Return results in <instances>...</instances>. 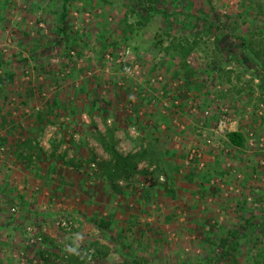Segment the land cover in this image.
Wrapping results in <instances>:
<instances>
[{
    "label": "rangeland",
    "instance_id": "1",
    "mask_svg": "<svg viewBox=\"0 0 264 264\" xmlns=\"http://www.w3.org/2000/svg\"><path fill=\"white\" fill-rule=\"evenodd\" d=\"M144 2L70 0L66 34H73L59 41L60 0H0V78L14 74L0 86V115L8 118L0 134L14 135L0 145V224L31 209L27 247L49 238L65 254L95 242L82 264H130L135 256L191 264L205 257V219L224 225L231 218L223 209L264 203V74L240 58L237 39L264 50V0H147V10ZM179 41L192 45L184 58L165 50ZM186 67L194 73L188 86ZM54 96L64 104L34 134L40 158L10 161L13 139L27 137L18 131L33 128ZM237 129L247 137L243 149L226 138ZM108 144L120 158L147 145L154 155L129 172ZM110 218L109 229L94 226ZM7 230L2 254L39 263L10 248L19 237Z\"/></svg>",
    "mask_w": 264,
    "mask_h": 264
},
{
    "label": "crops",
    "instance_id": "2",
    "mask_svg": "<svg viewBox=\"0 0 264 264\" xmlns=\"http://www.w3.org/2000/svg\"><path fill=\"white\" fill-rule=\"evenodd\" d=\"M34 115L35 118L37 119L36 113ZM6 117L7 116H5L4 114L0 115V125L1 124L5 126L7 125L8 118ZM1 131L2 133L0 134V136H2L3 138L0 139V145L5 146L7 139L6 137L7 136L13 137L14 135H10V133H12V129L10 128H3ZM19 133L30 135L31 137V136H35L34 134H36V131H31L30 129H28V130L18 131V134ZM10 149L11 151H9ZM10 149L7 150L8 152L7 157H9V160L15 161V163L19 166L21 165L26 166L25 165L26 162L21 160V158L18 155L20 153L22 155H25L26 151L20 148L17 149V151L15 152L14 150L16 149V146L14 144ZM28 183H31V181H28ZM14 193L17 194L16 192ZM28 195H30V192H27L26 196ZM260 197H262L264 201V194ZM24 199L28 200V202L31 201V199L29 198L28 199L24 198ZM243 200H247V198L243 196H237L235 202H239ZM17 203L18 204L21 203V200L18 201ZM30 210L28 212L17 213L19 216L21 214L22 216L24 215V218L19 219L18 217V219L14 221H11V219H5L7 224L11 222L12 227H10V225H6V222L0 224V238L2 232H8V233L11 232L10 230H7L9 226V229L15 231L16 236L22 238L21 240H18L19 238L15 237L14 239L16 240V243L14 245L11 244L10 248H13V246L15 245L17 247H20V251L22 250L26 252V256L28 257L29 262L36 263L38 259L35 260L36 258L35 256H37L40 259V262L37 264H55L50 259L51 256H55V259L60 260L59 264H67L66 261H64L65 254L67 252L65 254L63 252V250L64 251L67 250L61 248V246L57 245L56 243H53L52 240H50L49 238L43 240L41 247H38L37 245L36 246L30 245L29 247H27L29 243L26 242V239L23 240V238L24 236H26L27 238H30L32 236L31 229L29 227L25 228L26 224L30 223L29 220L27 221L25 220L27 219L28 215L31 213ZM222 214L225 215L227 218H231L230 221H227L228 223L233 221L234 222L231 223L230 225H227L228 223H224V225H221V223L217 224L213 220H211V223H209V220L207 218L204 220V223H201L202 230H204V232L207 233L206 238L205 239L203 238V240L201 241L203 247L206 248L205 257L203 258V260L205 261L211 260L213 264H233V263L264 264V234H262L264 233V203L259 208L248 209V208L237 207L235 210L232 211L228 209L227 210L223 209ZM15 222L17 225H13ZM23 229L25 232L24 235L21 232L23 231ZM12 238L13 237L11 236L9 237L10 240ZM3 240L6 239L4 238ZM93 244H95V242ZM88 245H84V246L87 247ZM2 246L0 247V264H21L18 261L19 256L16 257V255H11L12 253L8 255L7 252L5 251L2 254L1 251L2 248L6 249L4 245ZM65 246L68 245L65 244ZM70 249L71 248L69 247L68 250ZM72 250H74V248H72L70 251ZM55 252L57 255L52 254ZM89 252H91V250L87 252H83V255L90 256V254H88ZM243 253L247 254L246 257L243 256Z\"/></svg>",
    "mask_w": 264,
    "mask_h": 264
},
{
    "label": "trees",
    "instance_id": "3",
    "mask_svg": "<svg viewBox=\"0 0 264 264\" xmlns=\"http://www.w3.org/2000/svg\"><path fill=\"white\" fill-rule=\"evenodd\" d=\"M146 1L147 0H145V2ZM60 2H61L60 7L62 10H61V12L58 13L59 24H57L54 27V34H56L59 41H61L63 39H64V41H68L67 39L70 36H72V34H73V33L72 34H70V33L66 34L67 30L69 29V24L66 21L68 19L67 17H68V11H69L67 8H69V5L71 3H70V0H60ZM145 2H144V5H141V6L144 10H147L150 8L151 4H149L148 6H145V5H147L148 2L150 3V0H148L147 3H145ZM153 2L156 3V1H153ZM213 28L218 29L217 25H213V26L209 25L208 26V30H211ZM233 36L237 38L236 35L232 34V38H233ZM237 39L240 40V47H239V49L241 51V57L240 58L243 57V59L246 62L252 63V65L257 69V70H255L257 73L260 72L261 74L262 73L264 74V50H255L253 47V43L250 41L249 38H247L245 36H243L242 38H237ZM191 49H192V45H189L187 43V41H186V45L181 43V41H179L176 43H170V45L165 48L166 52H168L169 50L176 51L177 54L179 56H181V58L186 57ZM67 50L68 51L66 53V57H67V60L69 62L73 59V57L70 56L71 54L69 51H71V49L69 48ZM76 55H77V52H76ZM237 56L239 59V55H237ZM43 67H44L43 65H39V63H38V65L36 66V69L39 70L38 71L39 73H41V72L43 73V72H45ZM191 70L187 68L185 73H183V75L181 74L185 78L184 84L186 86L190 85L193 82L192 78L194 76V73ZM252 72L253 71H248V74L252 73ZM251 76L254 77V76H259V75H257L256 73L253 72L251 74ZM13 77H14V74H12L11 72L5 73V79L0 78V86H2V83L4 81L11 82ZM55 79H57V77H55ZM26 92L28 95H30V94H32V89L28 88ZM90 102H91L90 103L91 105H96V101L91 100ZM63 104L64 103L61 102L57 98V96H54L53 99H51L48 102V105H47L45 111H40V112L36 113V117H37L36 124L32 125L33 128H31L30 130L38 132V131H41L43 129L44 125L54 123L53 118H55V116L59 114L57 110H59V108L63 107ZM74 113L75 112H73V114ZM74 118H75V116H74ZM96 136H97V139L103 144V146H106V143H104V141H102L103 140L102 136H100L99 134ZM226 138L228 140V143L232 147H236L239 149H243L246 147L247 137L239 129H237L235 131L228 132L226 134ZM13 141L15 142V146H16V149L14 150L15 152L17 151V149H20V148H22L26 151L25 155H22L21 153L18 154L19 157L21 158V160L26 162L25 163L26 166L31 165L32 160L34 158H38V157L40 158L41 153H37L34 151V150L38 149V146H37V143L34 139V136L30 137V135H27V137H25L23 140L13 139ZM151 146L152 145H147L146 147H143L139 153H136L135 155L130 154L124 158L118 157L114 148L112 146H110L109 144L107 145V147H108L107 150L113 158L118 159L117 163H116L118 166L120 164L118 162H121L126 166L125 168H127L128 171L130 172V170H133L134 166H136V162L143 160V159H146L148 157H150V158L153 157L154 154H152V153L149 154V151H148ZM150 152H154V151H150ZM153 162H155L157 165L159 164V161H157L156 159H154ZM127 177H128V175L124 176V179H126ZM146 193L147 192H145V194ZM242 204H245V201H242ZM111 221H112V218H110V219H99V220H95L94 224H95V226H97L101 229L107 230L110 228ZM95 246H96L95 244L91 243L87 247L83 248L84 251L82 250V248H79L77 252H75V250H72L65 255L64 261H66L67 264H82V262H84V260H85L84 257H82L83 252L93 250V248ZM53 254L56 255V252ZM93 254H95V252ZM130 264H151V263L147 259H145L144 257L135 256L134 259L131 260ZM191 264H213V263L211 260H207V261L198 260V261H193ZM233 264H235V263H233Z\"/></svg>",
    "mask_w": 264,
    "mask_h": 264
},
{
    "label": "built area",
    "instance_id": "4",
    "mask_svg": "<svg viewBox=\"0 0 264 264\" xmlns=\"http://www.w3.org/2000/svg\"><path fill=\"white\" fill-rule=\"evenodd\" d=\"M121 55H123V53H121ZM125 71L126 72H130V68L128 66L125 67ZM67 223L66 222H62L61 225L65 226Z\"/></svg>",
    "mask_w": 264,
    "mask_h": 264
}]
</instances>
